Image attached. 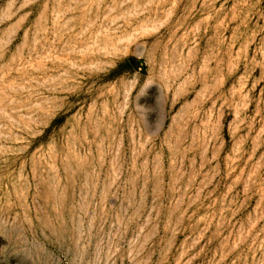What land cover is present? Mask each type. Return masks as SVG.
I'll use <instances>...</instances> for the list:
<instances>
[{
    "label": "rangeland",
    "instance_id": "obj_1",
    "mask_svg": "<svg viewBox=\"0 0 264 264\" xmlns=\"http://www.w3.org/2000/svg\"><path fill=\"white\" fill-rule=\"evenodd\" d=\"M0 264H264V0H0Z\"/></svg>",
    "mask_w": 264,
    "mask_h": 264
}]
</instances>
